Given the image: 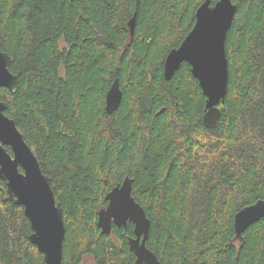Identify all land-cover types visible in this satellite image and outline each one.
Masks as SVG:
<instances>
[{
	"label": "trees",
	"instance_id": "1",
	"mask_svg": "<svg viewBox=\"0 0 264 264\" xmlns=\"http://www.w3.org/2000/svg\"><path fill=\"white\" fill-rule=\"evenodd\" d=\"M204 1L0 0V50L19 80L15 93L0 88V102L61 206L62 264L134 263L131 224L109 235L96 226L125 177L150 221L146 248L161 264H264V218L243 243L233 230L237 212L264 200V0H232L227 93L210 130L188 64L163 76ZM115 78L122 98L108 114ZM31 234L0 179V264H45Z\"/></svg>",
	"mask_w": 264,
	"mask_h": 264
},
{
	"label": "water",
	"instance_id": "2",
	"mask_svg": "<svg viewBox=\"0 0 264 264\" xmlns=\"http://www.w3.org/2000/svg\"><path fill=\"white\" fill-rule=\"evenodd\" d=\"M236 7L232 0H219L211 5L205 0L195 12V22L180 46L172 49L164 60L163 76L170 80L181 64L190 67L205 98L202 123L213 129L220 116V105L227 93L228 63L225 52L227 32L231 27ZM132 39L135 15L128 23ZM13 59L0 50V88L15 93L19 80L9 71ZM119 81L114 79L105 94L106 113L111 114L121 102ZM7 105L0 102V179L6 182L9 198L24 208L30 222V242L43 255L45 264H62L65 237L62 209L56 202L50 180L40 168L30 146L25 142L15 122L5 115ZM5 147H9V154ZM21 170V171H20ZM133 180L125 177L105 196L106 207L97 214L96 226L102 235L111 233L112 225L126 229L133 226V238L128 240L129 251L135 256L133 264H161L146 248L150 221L144 209L132 197ZM264 218V200L244 207L234 216V241L243 243L244 232Z\"/></svg>",
	"mask_w": 264,
	"mask_h": 264
},
{
	"label": "rangeland",
	"instance_id": "3",
	"mask_svg": "<svg viewBox=\"0 0 264 264\" xmlns=\"http://www.w3.org/2000/svg\"><path fill=\"white\" fill-rule=\"evenodd\" d=\"M81 264H95L91 257L86 256Z\"/></svg>",
	"mask_w": 264,
	"mask_h": 264
},
{
	"label": "flooded vegetation",
	"instance_id": "4",
	"mask_svg": "<svg viewBox=\"0 0 264 264\" xmlns=\"http://www.w3.org/2000/svg\"><path fill=\"white\" fill-rule=\"evenodd\" d=\"M132 230H133V227H132ZM130 238H133V233H132V236L131 237H128L127 238V244H128V240L130 239ZM128 249H129V247H128ZM132 253V252H131ZM133 254V253H132ZM134 255V254H133ZM135 257V256H134Z\"/></svg>",
	"mask_w": 264,
	"mask_h": 264
},
{
	"label": "bare ground",
	"instance_id": "5",
	"mask_svg": "<svg viewBox=\"0 0 264 264\" xmlns=\"http://www.w3.org/2000/svg\"><path fill=\"white\" fill-rule=\"evenodd\" d=\"M7 89V88H6ZM33 151V150H32ZM122 183V182H121ZM114 188V187H113ZM22 207V206H21ZM23 210H24V208H23Z\"/></svg>",
	"mask_w": 264,
	"mask_h": 264
}]
</instances>
